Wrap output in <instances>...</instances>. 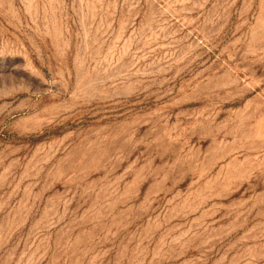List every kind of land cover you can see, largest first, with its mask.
Returning a JSON list of instances; mask_svg holds the SVG:
<instances>
[{"label":"rangeland","instance_id":"374dc122","mask_svg":"<svg viewBox=\"0 0 264 264\" xmlns=\"http://www.w3.org/2000/svg\"><path fill=\"white\" fill-rule=\"evenodd\" d=\"M0 264H264V0H0Z\"/></svg>","mask_w":264,"mask_h":264}]
</instances>
